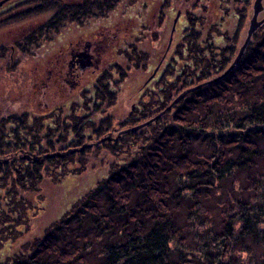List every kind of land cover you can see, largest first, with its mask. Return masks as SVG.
<instances>
[{
  "label": "trees",
  "instance_id": "16d2710c",
  "mask_svg": "<svg viewBox=\"0 0 264 264\" xmlns=\"http://www.w3.org/2000/svg\"><path fill=\"white\" fill-rule=\"evenodd\" d=\"M122 1L83 0L68 6L37 0L0 20V30L45 14L38 27L44 32L67 21L82 24ZM250 1H218L223 17L236 16L231 37L219 25L199 28L196 15L189 14L188 32L174 44L170 62L157 73L155 86L142 91L152 101L141 98L131 122L148 119L168 108L182 90L225 71L240 49ZM52 39L48 33L25 35L12 45L25 51ZM150 47L125 49L128 64L147 66ZM8 49L0 47V62L10 66ZM116 65L83 88L81 115L72 114V122L62 108L47 117L22 106L0 107V153L8 160L0 164V264H264V31L259 29L233 71L190 92L146 127L155 130L154 140L141 145V164L131 157L117 171L101 173L53 222L41 217L45 235L33 236L34 219L44 213V184L59 185L81 171L68 173L65 158L28 161L21 150L48 153L60 144L79 146L111 131L113 107L128 77L126 66ZM235 83L247 90L235 89ZM227 88L234 97L227 96ZM144 133L106 140L102 150L124 154L131 140L140 142ZM193 135L212 150L190 154ZM218 198L217 214L204 201Z\"/></svg>",
  "mask_w": 264,
  "mask_h": 264
},
{
  "label": "rangeland",
  "instance_id": "374dc122",
  "mask_svg": "<svg viewBox=\"0 0 264 264\" xmlns=\"http://www.w3.org/2000/svg\"><path fill=\"white\" fill-rule=\"evenodd\" d=\"M127 1L129 2L130 0H125L124 2ZM140 1L141 2L139 5L140 8L142 9L141 11L130 7L126 9L128 7V4L122 3L121 5H118L115 9H111L109 12L106 11L104 15L101 14L98 17L97 16L90 17L92 25L89 23L86 26L89 29L83 27L79 29L78 28L79 25L77 27L76 23L70 21L73 24H70L68 25V28L63 29L64 32L62 33L65 35H57V37L55 38L56 39L55 42L52 43L54 45H57V47L59 45L60 48L63 45H66L68 47L69 45L67 44L71 42L83 44L84 42L86 43L90 40H92L93 42L102 41L103 45L105 46L104 47L105 51L102 52L103 58L101 62L102 65L101 67L110 69L113 66L117 67L116 64H119L120 66L121 65L126 66L125 69L128 70L127 72L128 77L123 83L122 88L119 90V94H118L119 98L113 107L115 120L112 129L117 126L118 131L114 132V130L111 129V131H107L102 137L95 136L89 140L84 139V143L86 142L94 143L95 141L109 135L112 136V139L111 140L108 139V140L111 142H116V140L119 139L120 137L127 135V134H120L122 130H125L128 127L135 126L142 122L148 121V119H150L154 115H157L160 112L159 111L158 113L152 114L151 111H148L150 112V114H152L151 116L149 115L148 119L138 120L137 123L135 121L131 122L134 116L137 115L140 99L144 98L143 100L152 101V99L148 95L149 92H146V94L144 95L142 94L143 91L142 88H147V87L153 88L155 86L154 85L155 77L152 79H149V77L155 71L157 66L159 67L156 74L159 73L160 70L164 69V67L167 66V63L170 62L168 60L174 53L173 51L175 47L174 44L177 42L178 39H182L185 33L188 32V31L186 32L187 25L189 26V24H191V22L188 20L189 14L193 15L194 13L196 15L197 26L199 25V28L200 27L205 29L212 28V30H214L215 28H217L216 26L219 25V27H221L223 30L225 29L226 31H228L227 35H230V37L233 36V34L237 31V27L235 26L237 25L236 16H234L233 13H231L229 16L224 15L223 17L222 16L223 13L219 12V7H221L220 3H218L219 0H166L165 2L166 7L165 6L162 7L163 0H151L150 2L151 6L149 8H146V6H142L143 0ZM254 1L255 0L250 1L251 4L249 7L250 16L247 19H245V25L242 31L240 32L241 38L239 42V47L243 44V41L246 38L245 36L249 28L250 20L252 18ZM262 3L264 5V0H262ZM29 4L23 5L22 8H16V7L12 8V10L9 11V13L13 14V12H16L17 10H23L24 8H28ZM178 11H180L179 21H177L175 26V31L172 34V30H173L172 26L176 19L175 17ZM9 13L7 14L8 16ZM116 13H118L121 17L119 21L120 20L122 21L121 23L122 26L119 29L111 28L108 30L107 29L102 30L103 28H101V30L99 29L93 31L90 30L92 29L90 27L93 26L95 27L100 23L111 25V23L117 22L114 15ZM7 15L3 13L0 14V20L4 19V17H6ZM141 16H144L143 17L144 20L147 19L146 21L148 26L132 27L131 21L140 19ZM146 16H148V18H146ZM37 17H39V19ZM35 18H37L36 22L39 20L42 21L41 23H43L44 21H46L47 15L45 14V15L35 16L32 18H27L24 19V21L15 22L13 24L5 26L0 30V47L5 45L9 48L7 50L8 53L7 57L9 53H11L10 46L12 45L13 40L15 38H18L19 35L23 33L25 30H30L29 28L31 26L30 25L31 22H29V20H33ZM263 18H264V9L263 12L260 13L258 20L262 21ZM202 19L204 21L203 24L204 26L202 25ZM71 28H75V29H71ZM77 29H79V31ZM85 29L88 31H85ZM259 30L264 31V21L261 24V27H259ZM59 37H62L64 41L63 40L59 41L58 39ZM45 43L46 41L44 40L39 41L38 46L40 48L39 51L41 54H47V48L49 44H51L49 42L47 43V45H45ZM149 43L151 45L150 49L148 48L151 59L149 64L146 62L147 66L144 67L141 66L140 68L131 67L130 64H128L127 60L125 59L128 56V54L124 52L125 49L129 48L133 50L134 46L138 48H145L146 45ZM156 44L158 45L156 46ZM42 45H45V47ZM154 45L156 46V49ZM16 54L19 57L21 56L19 55L18 52ZM6 59L10 61L9 57ZM31 60L32 59L29 58L27 62L32 63ZM3 61L4 60H1L0 62V107H5L6 104H8L11 105L13 108L17 109L18 107L22 106V108H24L25 110L29 109L32 115H39L40 113H42L41 111H45V113L49 111L48 108L50 104L59 103L60 98L65 96V93L70 90L69 88L70 85L67 82L63 81L61 83V80L59 82L55 80L54 81L55 83H53V80L47 79V77L44 78V76L46 75H43V71L45 74L46 68L36 70L35 68L31 67L32 65L26 63L25 64L18 63V65L15 66L17 59L14 63H11L10 66L7 65L5 61L4 62ZM115 67H113V69L116 70ZM225 71H223L222 73H224ZM87 74H92V70L87 71ZM85 77L86 79H84L83 84H81L80 90L81 88H85L87 82H91L94 79V76L92 77L85 76ZM144 83H146L145 84L146 86L144 85ZM234 88L243 92L247 90L246 88L244 89L242 86H240L237 83L234 84ZM223 91L224 90H222V92ZM224 92L227 93V96L234 97L232 95V92H230L228 88ZM247 93H251V92H247ZM202 94L203 92L201 91V96ZM210 96L211 95L209 96L203 95V97H210ZM46 102H49V106H47ZM154 107H156V105H154ZM1 109L2 108H0V110ZM50 115H52V113H50ZM128 115L129 117L126 118ZM123 119L126 120L121 123ZM168 122L169 120L167 119L166 122L162 121L161 124L163 126L165 123L168 124ZM146 127L147 126L142 127L137 132H131V133L142 134V132L145 131L143 135H140L143 136L141 138V141L144 142L141 143V141L137 142L136 140L130 139L131 143L129 144L128 148L125 149L124 154L119 153L116 156H114L113 154L102 150L103 148H105L104 143H102L98 146L95 145L94 147L87 148L83 152H74V154L72 155L63 157L65 158L63 162L64 165H66V169H67L66 171L68 173L71 171H73V173L74 171H81V172H79L78 176H70L64 178V181L59 185L56 184L57 181L55 183L53 182L52 184L51 183L44 184V188H45L43 191V193L45 194L44 195L45 207L43 208L44 213L39 217H37L36 219H34L35 223L33 225V230H32V232H34L33 236L34 237L39 236L40 237L39 239H42V237L45 235L43 231L44 221L42 220L41 217L47 215L46 217H50V219L52 218L51 220L53 222V218L56 216V214L59 213L62 209H64L67 203L73 204L74 202H76L78 198L83 196L87 190V187L89 188L90 186L89 184L93 185L97 181V179L101 176V173L107 176L112 170H116L121 166L123 159H128L131 157L132 159H139L138 160L139 164H141L142 160L140 159V157L144 156V154L141 152L142 151L141 145L147 144L150 140V137H152L153 135V133L151 132L155 131L154 129H150V128L147 129ZM146 132L148 133L146 134ZM44 139H48V138H44ZM153 140L154 139L152 137L150 141ZM132 143H134V145H132ZM206 143L207 142L201 143V140L199 138L197 139L193 135L191 139V146H190L191 149L189 153L193 155L194 154L193 152L200 151L205 154H208L212 149L211 147H208ZM68 146L70 145L63 146L60 144L59 146H57L55 150L52 151H63V150H67L68 148L77 147L76 145H73L71 147ZM95 148L98 150H96ZM90 149H94L95 151L89 153L86 152L89 151ZM24 151L29 153L32 152L33 154L38 155L40 157L42 154H44V153L39 154L37 151H32V150L29 151L27 149ZM81 153H84V155L81 156L80 155ZM3 156L4 155L0 153L1 159L3 158ZM21 156H23L22 152H21ZM57 158L63 159L61 157H57ZM39 162H44V161H39ZM216 201L213 199L212 200L206 199L204 202H207L209 207H211L213 210L215 209L216 213L218 214L217 206H218V202L221 201V199L218 198ZM104 210L107 209L104 207Z\"/></svg>",
  "mask_w": 264,
  "mask_h": 264
},
{
  "label": "flooded vegetation",
  "instance_id": "af4514ba",
  "mask_svg": "<svg viewBox=\"0 0 264 264\" xmlns=\"http://www.w3.org/2000/svg\"><path fill=\"white\" fill-rule=\"evenodd\" d=\"M35 1L37 0H6L1 8H0V14H8L9 11L12 10V8H22L23 5L25 4H33ZM52 2H58V3H63V4H67L72 5L75 4L77 2L81 3L83 0H50ZM84 1H88V0H84ZM93 2L96 3H104L105 0H92ZM125 0H123L122 2H120L118 5H121L122 3L128 4V7L126 9L130 8H134L137 10H142L140 8V0H130L129 2H124ZM107 2V1H106ZM151 0H143L142 6H146V8H149L151 6ZM165 2L166 0H163L162 3V7L165 6ZM130 4V5H129ZM66 5V6H67ZM166 7V6H165ZM177 7V5H176ZM116 8V7H115ZM114 8V9H115ZM125 8V7H123ZM167 11V10H166ZM71 15L72 13L69 12ZM10 14V13H9ZM116 21L114 23H111V25L109 24H104V23H100L97 26H93L90 27L92 29H90L91 31L93 30H101V28H103L102 30L105 29H111V28H117L119 29L122 26V21L119 19L121 18L120 15L118 13L114 14ZM8 16V15H7ZM144 16H141L140 19H136L135 21H131L132 23V27L137 26V27H144V26H148L147 25V19L144 20L143 18ZM39 19V17H37ZM33 20H29L30 23V30H25L23 33H21L19 35L18 38H15L12 42V44L14 43L15 40H18L22 37H25V35H40L42 36L43 34L48 33V35H51L53 37L52 40H47L45 45H47V43H51L49 44L48 48H47V54H41L40 53V48L38 45H36L35 47H30L29 49H25V51L23 50H18L17 48H14L13 45H9L11 48V53H9L8 57L10 59L11 63H14L16 61V65L18 63L20 64H30L32 65L31 67L37 69H43L46 68V72L44 74L43 71V75L44 78L47 77V79L53 80V83H55L54 81L57 80L58 82L61 80V83L67 82L70 85V90L68 92L65 93V96H63L62 98H60V102L59 103H55V104H50L49 106V102H46L47 106H49L48 110L46 113L45 111H41L42 113H40L43 116H49L50 113H55L57 112L58 108H62V110L67 114V117H69L67 120L72 122L70 119V116H72V114L81 115V110H80V104L82 102V95H83V88H81V84H83L84 79H86L85 76L87 77H92L94 76V78L97 76V74H100L102 72V70L105 69V67H101V62H102V58H103V54L102 52L105 51L104 49V45L102 41H98V42H93L92 40L88 41V42H84L82 43H69L67 45H69L68 47L66 45H63L62 47L59 48V45L57 47V45H54L52 43L55 42V38L57 37V35H65L62 32L63 29L68 28V25L73 24L70 21H67L66 23L62 24L61 26L57 27V29H50V30H46L44 32V30H40L38 27H40V24L42 21H37L36 19ZM146 18H148V16H146ZM89 19H85L83 20L84 22H81L82 24L76 23L77 27L79 25V29H81V27L89 29L87 26V24H91L92 22ZM100 19V18H98ZM179 21V20H178ZM82 25V26H80ZM71 29H75V28H71ZM79 29H77L79 31ZM85 31H88L86 30ZM68 30V29H67ZM70 30V29H69ZM84 30V29H83ZM44 32V33H43ZM67 33V32H66ZM59 41H64V39H62V37L58 38ZM41 41V40H39ZM45 45H42L45 47ZM5 46V45H4ZM19 53V55H21L20 57L17 56L16 53ZM6 54H8L6 52ZM16 54V55H15ZM23 55V56H22ZM17 57V58H16ZM31 58V62L29 63L27 62V60L29 58ZM35 57V58H33ZM26 66V65H24ZM92 70V74H87V71ZM90 82H87L85 87H87L89 85ZM78 88V89H75ZM145 88H142V90H144ZM93 92V91H92ZM89 91V93H92ZM80 94V96H79ZM63 95V94H62ZM54 108V109H53ZM66 109V110H65ZM53 110V111H52ZM68 110V111H67ZM129 115L126 117L128 118ZM126 119H123L121 121V123L123 121H125ZM117 126L114 127L112 130H114V132H117Z\"/></svg>",
  "mask_w": 264,
  "mask_h": 264
},
{
  "label": "water",
  "instance_id": "95a60500",
  "mask_svg": "<svg viewBox=\"0 0 264 264\" xmlns=\"http://www.w3.org/2000/svg\"><path fill=\"white\" fill-rule=\"evenodd\" d=\"M6 0H1L0 1V8L2 6V4L5 2ZM253 10H252V18L250 20V23H249V28L247 30V33H246V38L244 39L243 41V44L239 47V51L238 53L236 54V56L233 58L234 60L232 61V63L230 64V66L226 69V71L224 73H222V75H219L217 77H214L212 78V80H208V81H204V82H201V84H198V85H195V86H191L190 88H187L183 91L180 92V94L178 96H176L169 104L168 108L160 111L157 115H154L153 117H151L150 119H148V121H145V122H142L140 124H137L135 126H132V127H128L127 129L125 130H122L120 132V134H127V133H131V132H137L138 130H140L142 127H145V126H148V124H151L157 120H159V118L163 115H165L169 109H171L172 107L175 106V104H177L178 102H180V100H182L183 98L187 97L190 92L194 91V90H197L199 88H201L202 86L206 85V84H210L212 83L213 81H217V80H221L223 77L227 76L231 71H233V68L239 63V61L241 60V57L243 56V53L245 52L246 50V47L249 45V43L252 41L253 39V34L257 32V30L259 29V27H261V24L263 23L264 21V18L262 21H259L258 20V17L260 15L261 12H263V9H264V5L262 3V0H255L254 3H253ZM179 16H180V11L177 12V15H176V19L173 23V26H172V34L173 32L175 31V26H176V23L177 21L179 20ZM158 67L155 69V71L152 73V75L149 77V79H152L154 77H156V72L158 70ZM146 83H144L145 85ZM146 86V85H145ZM108 139H112V136L109 135V136H105L97 141H95L94 143H84L83 145L81 146H77V147H73V148H68L67 150H63V151H52V152H48V153H44L40 156L38 155H35L33 154L32 152H26L24 150H21L22 154H23V157L28 159L29 161H46L52 157H65V156H68V155H72L74 154V152H83L85 149L87 148H91V147H94L95 145H100L104 142H106V140ZM8 160L6 159H1L0 158V163H5L7 162Z\"/></svg>",
  "mask_w": 264,
  "mask_h": 264
}]
</instances>
